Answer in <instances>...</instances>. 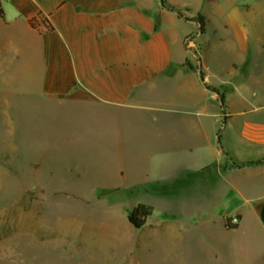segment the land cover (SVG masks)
I'll list each match as a JSON object with an SVG mask.
<instances>
[{"label":"crops","instance_id":"1","mask_svg":"<svg viewBox=\"0 0 264 264\" xmlns=\"http://www.w3.org/2000/svg\"><path fill=\"white\" fill-rule=\"evenodd\" d=\"M238 1L0 0V83L61 110L79 154L108 162L99 186L141 195L140 229L121 213L147 242L204 264H264V27Z\"/></svg>","mask_w":264,"mask_h":264},{"label":"rangeland","instance_id":"2","mask_svg":"<svg viewBox=\"0 0 264 264\" xmlns=\"http://www.w3.org/2000/svg\"><path fill=\"white\" fill-rule=\"evenodd\" d=\"M225 7L259 12L264 27V0ZM187 51L197 55L196 48ZM0 89L11 101L0 114V264H204L191 253L180 259L178 241L147 242L132 228L121 211L128 213L141 195L99 186L108 162L79 154L60 109L14 98L10 84ZM156 217L167 218L156 212L150 220ZM116 228L128 233L127 241L113 237Z\"/></svg>","mask_w":264,"mask_h":264},{"label":"trees","instance_id":"3","mask_svg":"<svg viewBox=\"0 0 264 264\" xmlns=\"http://www.w3.org/2000/svg\"><path fill=\"white\" fill-rule=\"evenodd\" d=\"M201 32L204 31V23L202 18H198ZM151 215V208L144 205H138L132 212L128 213L127 219L129 223L135 228L140 229L148 216Z\"/></svg>","mask_w":264,"mask_h":264},{"label":"built area","instance_id":"4","mask_svg":"<svg viewBox=\"0 0 264 264\" xmlns=\"http://www.w3.org/2000/svg\"><path fill=\"white\" fill-rule=\"evenodd\" d=\"M184 45L185 47L188 49H192V39L191 38H186L184 40ZM238 224V220L237 218H232L230 220H228L226 223H225V228L227 229H232L234 228L236 225Z\"/></svg>","mask_w":264,"mask_h":264}]
</instances>
